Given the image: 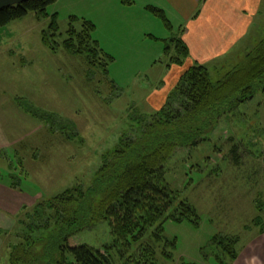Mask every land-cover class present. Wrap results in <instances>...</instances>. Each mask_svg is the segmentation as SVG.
Returning a JSON list of instances; mask_svg holds the SVG:
<instances>
[{
    "label": "rangeland",
    "instance_id": "rangeland-1",
    "mask_svg": "<svg viewBox=\"0 0 264 264\" xmlns=\"http://www.w3.org/2000/svg\"><path fill=\"white\" fill-rule=\"evenodd\" d=\"M159 1L57 0L47 9L49 17L29 12L0 27V146L13 148L12 160L0 159V174L4 184L12 180L4 170L24 179L21 189L13 188L24 189L18 199L3 201L0 264H9L10 249L20 241L17 232L26 227L20 221L37 202L73 186H91L103 155L130 131L133 119L155 111L149 96L167 72L160 62L169 57L165 46L176 55L183 18L167 7L170 29L153 10ZM55 14L59 48L53 51L43 32ZM85 22L95 26L93 41L112 56L106 76L100 67L91 70L85 56L64 48L70 23L81 31ZM263 36L264 2L244 40L200 63L218 82L248 60ZM206 137L193 148H176L168 158L167 182L195 207L199 224L165 220L164 236L175 247L163 252L157 245L156 261L218 264L219 257L220 264H264V88L223 114ZM217 235L239 238L236 258L222 256V247L213 242ZM69 241L104 249L114 241L110 221L96 220ZM111 253L113 264H126L117 251Z\"/></svg>",
    "mask_w": 264,
    "mask_h": 264
},
{
    "label": "trees",
    "instance_id": "trees-1",
    "mask_svg": "<svg viewBox=\"0 0 264 264\" xmlns=\"http://www.w3.org/2000/svg\"><path fill=\"white\" fill-rule=\"evenodd\" d=\"M56 1L30 0L4 8L0 10V27L29 12H35L40 19L49 17L47 9ZM130 1L123 0L124 3ZM153 10L171 29L165 12L160 8ZM94 30L91 22H85L81 31L70 23L64 48L73 55L85 56L91 70L100 67L106 76L107 60L112 61V56L93 41ZM58 32L55 14L49 29L43 32L44 43L53 51L59 48ZM175 48L176 55L170 56L166 45L165 55L169 57L160 62L182 66L189 49L182 39ZM254 49L241 67L218 82L212 81L204 64L194 63L186 69L163 107L134 118L130 131L120 137L112 151L103 155L91 186L68 188L37 202L32 211L27 212V219L20 221L26 227L17 232L20 241L10 249L9 264H113L111 252L114 250L125 258L126 264H160L156 261V246L163 248V252L167 246L175 247V242L164 236V221L189 220L199 224L195 207L187 199H180L167 182L168 158L178 147L198 146L207 139L206 134L223 114L252 100L258 90L264 88V36ZM3 150L6 153L1 150L0 159L12 160L9 151ZM9 166L12 168L10 162ZM8 171L5 175L12 178L10 186L21 189L24 179ZM3 177L1 175V181ZM102 219L110 221L112 245L98 249L89 244L70 243L73 234ZM24 230L25 234H21ZM232 238L217 235L213 242L222 247V256L234 259L238 254L234 245H238L239 238ZM218 260L220 264L219 257Z\"/></svg>",
    "mask_w": 264,
    "mask_h": 264
},
{
    "label": "crops",
    "instance_id": "crops-1",
    "mask_svg": "<svg viewBox=\"0 0 264 264\" xmlns=\"http://www.w3.org/2000/svg\"><path fill=\"white\" fill-rule=\"evenodd\" d=\"M263 2L264 0H161L155 4L150 2L162 9L167 17V7H173L183 17L178 24V30L181 31L180 38L189 49V56L182 66L166 65L167 72L161 84L150 94L149 103L154 106L155 111L163 107L181 75L194 64V59L200 63L221 56L252 32ZM170 22L173 28L174 24L171 20ZM164 57L166 58L165 52ZM3 149L13 152V148L0 146V150ZM23 191V188L14 191L10 184H4L0 180V218L3 214L1 210L5 207L3 201L13 196L18 199Z\"/></svg>",
    "mask_w": 264,
    "mask_h": 264
},
{
    "label": "water",
    "instance_id": "water-1",
    "mask_svg": "<svg viewBox=\"0 0 264 264\" xmlns=\"http://www.w3.org/2000/svg\"><path fill=\"white\" fill-rule=\"evenodd\" d=\"M28 1L30 0H0V10L12 6L20 5Z\"/></svg>",
    "mask_w": 264,
    "mask_h": 264
}]
</instances>
